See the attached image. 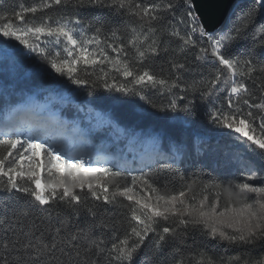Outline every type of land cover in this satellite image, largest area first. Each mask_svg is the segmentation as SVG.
<instances>
[{"label": "snow or ice", "instance_id": "snow-or-ice-1", "mask_svg": "<svg viewBox=\"0 0 264 264\" xmlns=\"http://www.w3.org/2000/svg\"><path fill=\"white\" fill-rule=\"evenodd\" d=\"M36 59L50 66L43 71L57 74L58 83L90 85V95L99 88L119 93L132 98L117 97L121 104L148 117L162 113L185 124L203 117L207 133L225 141L226 163L238 166V177L226 187L178 174L183 184L172 191L155 178L172 170L175 155L161 169L124 176L109 161L92 166L83 155L63 151L55 124H12L6 112L0 264H264V0H232L230 14L211 28L194 0L0 5V75ZM152 95L167 103L153 102ZM151 139L158 145L156 162L168 161L163 135ZM168 143L176 153L184 150L183 143ZM116 177L126 182L113 184ZM20 201L24 209L13 208L9 218L10 205ZM61 208L75 221L71 228L68 222L18 227L37 210Z\"/></svg>", "mask_w": 264, "mask_h": 264}, {"label": "trees", "instance_id": "trees-1", "mask_svg": "<svg viewBox=\"0 0 264 264\" xmlns=\"http://www.w3.org/2000/svg\"><path fill=\"white\" fill-rule=\"evenodd\" d=\"M14 0H0V5L13 4ZM111 27H118V22H111ZM163 63L162 61L160 62ZM39 66V67H37ZM157 68L160 64L156 65ZM165 72L168 70L167 64H163ZM50 66L45 65L39 59L35 62H25L21 71L14 75H0V81H4L3 88L0 91V121H4L5 113L13 108L22 105L29 106V96L31 90H40L37 97L44 101L49 102L50 109L57 114V117L63 121L66 127L71 130L77 127L80 131L84 132L87 136L88 146L94 149L96 145H103L108 148L109 155L120 153L125 155L126 159L122 161L111 162L113 164V171H122L124 176H127V171L137 172L141 168L144 171H151L153 169H161L167 163H172L171 158L175 155L178 158L172 163V170L165 168L164 174L156 179L158 184L167 183L168 189L176 191L179 189L183 182L179 180L178 174L183 175L187 180L199 178L202 181H222L225 186L228 182L238 177L237 165L233 163L228 165L226 158L228 149L225 146V141L220 137H215L207 133L205 121L203 117L187 118L191 123L185 124L182 120H164L163 114H159L161 119L148 117L142 113L138 107L132 104H121L119 100L132 99L123 97L119 93H108L104 89L99 88L93 94L91 86H77L72 85L70 82L58 83L57 74L53 73L48 76L44 73L43 69ZM27 73V78L24 74ZM198 78V77H197ZM66 80V78H60ZM151 95V94H150ZM119 97V100L116 98ZM153 102L167 103L165 97L152 95ZM137 104H143L136 98ZM198 102V101H197ZM182 103V102H181ZM199 103V102H198ZM149 108L148 105H144ZM151 112H156L155 109H150ZM99 112L103 118L109 121L107 126L101 125L96 121L95 113ZM171 115V114H170ZM183 117V113H179ZM122 127L125 135L120 136L113 130V124ZM160 133L164 137V154L169 157L168 161L156 162L157 153L152 159V154L145 153L142 159H146L145 164L139 165L138 160L131 159V154L138 150L127 151V148L120 149L122 146L126 147L128 141L135 137L140 142H145L151 138L152 134ZM172 139L177 143L185 145L182 152L176 153L169 145L168 141ZM158 150V145L155 147ZM157 152V151H156ZM139 154V153H136ZM130 159L132 162H130ZM150 159V160H149ZM125 162V168H120L121 163ZM115 183H125L122 177L113 179ZM199 190V186L193 187V193ZM235 191V190H234ZM211 199V197H210ZM223 199V198H222ZM25 204L20 201L18 204L10 205L7 215L12 217L13 208L23 210ZM119 211V210H117ZM2 212V210H0ZM58 212V214H57ZM109 216L113 213L109 212ZM85 211H81L80 226H85L84 218ZM43 221V224H41ZM13 224L16 222L11 221ZM35 222L41 226V230L46 227L58 226L59 223H66V227L71 228L75 221L70 220L69 210L65 208L49 209L47 212L37 210L32 216L23 219L22 224L18 227H23L25 231ZM0 230V235H2ZM39 235V233H37ZM188 243L191 244L192 238H187ZM199 238H197V242ZM220 252L221 249H216ZM235 250H229V254ZM259 249H257V252ZM59 255V253H57ZM255 255V254H253Z\"/></svg>", "mask_w": 264, "mask_h": 264}, {"label": "rangeland", "instance_id": "rangeland-1", "mask_svg": "<svg viewBox=\"0 0 264 264\" xmlns=\"http://www.w3.org/2000/svg\"><path fill=\"white\" fill-rule=\"evenodd\" d=\"M21 71L17 69L10 68L7 72L9 75H14L15 73ZM4 81H0V91L3 88ZM40 90H31L29 96V106L25 107L19 105L8 112V120L10 123L15 124L19 123H28L36 120L47 121L50 124H55L57 128V142L60 144L61 148L65 152H70L72 155H83L86 160L92 166L104 165L106 161H109L108 166L113 167L111 162L125 160L126 157L123 154L115 153L109 155L108 148L101 144L96 145L94 149H91L88 146L87 136L84 132L80 131L77 127H73L71 130L69 127H66L65 123L61 121L57 114L50 109L51 105L49 102H44L40 100L37 95L40 94ZM95 118L97 122H100L101 125L107 126L109 121L103 118L102 114L99 112L95 113ZM33 119V121H31ZM3 127V122L0 121V128ZM113 130L120 136H124V130L122 127L117 124H113ZM157 144L153 142L151 138L147 139L145 142L138 141L135 137L131 138L128 141V145L121 147L120 149L127 148V151L138 150L131 154V159L138 160L139 165L145 164L146 159H142L143 154L149 153L152 154V159L156 155L155 147ZM139 153V154H136ZM89 157L91 159L89 160ZM130 159V162L132 160ZM150 160V159H149ZM125 162L121 163L120 168H125Z\"/></svg>", "mask_w": 264, "mask_h": 264}, {"label": "water", "instance_id": "water-1", "mask_svg": "<svg viewBox=\"0 0 264 264\" xmlns=\"http://www.w3.org/2000/svg\"><path fill=\"white\" fill-rule=\"evenodd\" d=\"M232 0H194L201 20L208 26L221 24L230 14Z\"/></svg>", "mask_w": 264, "mask_h": 264}]
</instances>
